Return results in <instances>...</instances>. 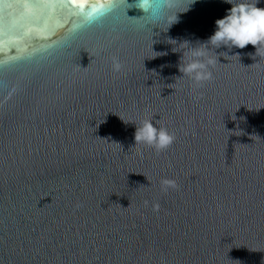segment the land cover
Instances as JSON below:
<instances>
[{"label":"water","instance_id":"95a60500","mask_svg":"<svg viewBox=\"0 0 264 264\" xmlns=\"http://www.w3.org/2000/svg\"><path fill=\"white\" fill-rule=\"evenodd\" d=\"M126 7L0 0V264H264V47L216 49L197 84L173 51L231 5L154 33ZM149 119L166 149L135 144Z\"/></svg>","mask_w":264,"mask_h":264},{"label":"clouds","instance_id":"9594fccd","mask_svg":"<svg viewBox=\"0 0 264 264\" xmlns=\"http://www.w3.org/2000/svg\"><path fill=\"white\" fill-rule=\"evenodd\" d=\"M119 2L127 5L124 12L133 21L136 30L144 31L150 28L154 33L153 29L160 30L159 25L161 24H166L168 31L172 25L179 21L178 14L188 11L196 0H191L187 9L182 12L174 11L179 0H131V2L119 0ZM223 2L230 4L231 7L226 10L223 17L215 21V30L207 40L199 42V46L187 41L184 49L173 51V48L182 43H177L175 40V47L172 48L173 52H182L177 66L178 71L182 73V76L190 77L197 84L212 79L211 69L217 62H220L219 57L221 56L216 52V49L222 46L229 50L232 48L243 49L251 44L255 47V55L259 56V48L264 47V7L257 6L260 0H223ZM131 9H136L142 14L129 16L127 11ZM210 51H215L217 55L212 57L209 55ZM159 53L167 54L166 52ZM120 69L121 64L114 59L113 71L118 72ZM174 139L173 133H170L166 127H158L151 119L144 120L139 126L136 125L135 144H146L160 151L169 147ZM162 186L167 188L174 186V183L165 180L162 182Z\"/></svg>","mask_w":264,"mask_h":264},{"label":"snow or ice","instance_id":"6c2138e0","mask_svg":"<svg viewBox=\"0 0 264 264\" xmlns=\"http://www.w3.org/2000/svg\"><path fill=\"white\" fill-rule=\"evenodd\" d=\"M72 3H76V4L87 3V0H72Z\"/></svg>","mask_w":264,"mask_h":264}]
</instances>
